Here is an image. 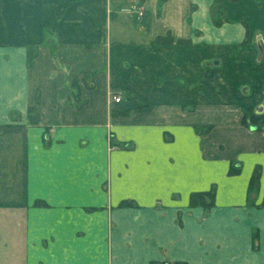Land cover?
I'll list each match as a JSON object with an SVG mask.
<instances>
[{
	"label": "crops",
	"instance_id": "1",
	"mask_svg": "<svg viewBox=\"0 0 264 264\" xmlns=\"http://www.w3.org/2000/svg\"><path fill=\"white\" fill-rule=\"evenodd\" d=\"M175 263L264 264V0H0V264Z\"/></svg>",
	"mask_w": 264,
	"mask_h": 264
},
{
	"label": "trees",
	"instance_id": "2",
	"mask_svg": "<svg viewBox=\"0 0 264 264\" xmlns=\"http://www.w3.org/2000/svg\"><path fill=\"white\" fill-rule=\"evenodd\" d=\"M29 59H30V54H29ZM28 118H29L28 119L29 123L31 124H36L38 122L37 112L35 108L32 106L28 108ZM228 172L229 174H233L236 173L237 170L232 168L231 166ZM258 176H259V171L258 169L257 170L255 169L249 182V188H248L249 192L252 190L253 186L255 185ZM207 198L209 199V202L206 201ZM212 199H213L212 189L206 192L192 193L189 198V205L201 204L204 208H208L212 204ZM125 203L128 202H123V204ZM36 204L43 205V203L40 201H37ZM175 264H180V263H175Z\"/></svg>",
	"mask_w": 264,
	"mask_h": 264
},
{
	"label": "built area",
	"instance_id": "3",
	"mask_svg": "<svg viewBox=\"0 0 264 264\" xmlns=\"http://www.w3.org/2000/svg\"><path fill=\"white\" fill-rule=\"evenodd\" d=\"M112 100L114 101V102H119L120 101V97L119 96H112Z\"/></svg>",
	"mask_w": 264,
	"mask_h": 264
}]
</instances>
